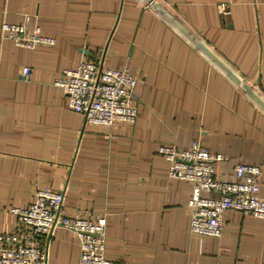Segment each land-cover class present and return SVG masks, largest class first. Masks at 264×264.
Returning a JSON list of instances; mask_svg holds the SVG:
<instances>
[{
    "label": "crops",
    "instance_id": "obj_1",
    "mask_svg": "<svg viewBox=\"0 0 264 264\" xmlns=\"http://www.w3.org/2000/svg\"><path fill=\"white\" fill-rule=\"evenodd\" d=\"M156 1L264 101V0ZM2 23L56 43L20 47ZM82 60L139 78L135 123L91 125L70 108L57 81ZM195 141L225 157L222 180L261 166L264 198V109L145 0H0V233L50 188L67 215H106L113 264H264V220L228 210L221 237L191 232L193 186L158 150ZM46 242L50 264H78L76 234Z\"/></svg>",
    "mask_w": 264,
    "mask_h": 264
},
{
    "label": "built area",
    "instance_id": "obj_2",
    "mask_svg": "<svg viewBox=\"0 0 264 264\" xmlns=\"http://www.w3.org/2000/svg\"><path fill=\"white\" fill-rule=\"evenodd\" d=\"M1 31L3 39L27 49L56 43L52 37L42 35L38 27L30 33L26 24L2 23ZM30 73L29 68L24 69L26 76ZM62 74L57 85L63 89L70 108L87 123L110 127L135 123L140 80L128 68L114 69L82 60ZM158 153L169 165L170 178L188 181L193 186L189 201L193 234L221 237L223 215L228 210L264 220L261 166L237 164L234 181H227L216 175V164L225 157L209 152L199 141L188 148L161 146ZM63 202L62 191L46 188L37 191L31 204L12 208L10 212L18 217V228L14 233H0V264H50L46 239L56 228L77 235L78 264H113L106 257V215L80 209L70 216L65 213Z\"/></svg>",
    "mask_w": 264,
    "mask_h": 264
},
{
    "label": "water",
    "instance_id": "obj_3",
    "mask_svg": "<svg viewBox=\"0 0 264 264\" xmlns=\"http://www.w3.org/2000/svg\"><path fill=\"white\" fill-rule=\"evenodd\" d=\"M153 9L159 11L167 20H169L195 47L206 55L217 67L223 70L239 87H241L256 103L264 109V101L236 74H234L209 48L199 41L185 26L177 21L162 5L156 0H145Z\"/></svg>",
    "mask_w": 264,
    "mask_h": 264
}]
</instances>
